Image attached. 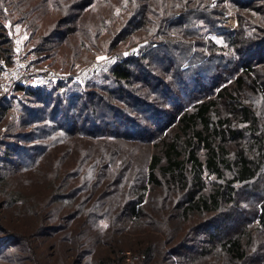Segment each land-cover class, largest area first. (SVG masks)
Segmentation results:
<instances>
[{"label": "rangeland", "instance_id": "rangeland-1", "mask_svg": "<svg viewBox=\"0 0 264 264\" xmlns=\"http://www.w3.org/2000/svg\"><path fill=\"white\" fill-rule=\"evenodd\" d=\"M142 13L145 28L109 47L113 25L129 27ZM0 38V58L35 52L42 66L82 77L9 100L0 89V264H264V0H0ZM128 58L134 79L115 83L111 67ZM74 93L99 96L89 102L90 118L113 104L136 120L117 121L116 130L123 135L137 125V131L99 144L54 129L68 126L62 113H51L53 106L60 102L63 110ZM131 95L155 102L161 119L128 105ZM206 102L222 135L215 145L228 159L240 153L256 159L260 169L251 182L233 184L218 211L187 217L181 210L189 193L212 194L233 177L229 169L224 178L209 172L206 146L190 140L204 123L186 129L182 121ZM92 124L89 119L86 130ZM171 143L181 160L195 151L202 186L193 184L191 162L178 185L168 184L159 169L162 184L147 185L143 216L132 218L140 177L151 156L167 162ZM94 208L96 222L87 214ZM228 238L241 241L245 258L221 249L220 240ZM150 245L151 260L141 253Z\"/></svg>", "mask_w": 264, "mask_h": 264}, {"label": "trees", "instance_id": "trees-1", "mask_svg": "<svg viewBox=\"0 0 264 264\" xmlns=\"http://www.w3.org/2000/svg\"><path fill=\"white\" fill-rule=\"evenodd\" d=\"M92 1H97V0H92ZM106 17H107L106 15H103V18H106ZM135 18L136 16H134L132 19L134 20ZM144 18L145 16L143 17V13H142L141 18H139L136 22L134 21L135 23L133 22L132 25L129 27H126V26L123 27L122 24L121 26L113 25L112 30L107 32V34L109 35V41L107 42L109 47L114 46L115 40L123 37L125 33L130 34L132 33L133 29L143 30L147 24L146 23L147 20H145ZM0 41H1V38H0ZM166 48L169 49L168 52L175 51L173 46H171L170 44L166 45ZM157 50L159 49H155L151 51L150 54L153 55V53L156 52ZM160 51H158L157 53H160ZM12 58H13V53L8 52L6 54H2L0 58V70L3 67L11 64ZM73 59H78V55L73 56ZM132 59L133 58H128L126 60L125 59L119 60L118 62L114 63V65L111 67V76H112L111 79L115 83L116 82L117 83H123V82L129 83L134 79V76L136 74L133 70L135 64ZM3 62L7 64L5 65L3 64ZM143 72L146 75L147 71L144 70ZM42 88H43L42 86L37 87V88L19 87L17 89V92L23 91L25 93H28L29 95L36 96L40 93H43L44 90H42ZM102 90L106 91V87H103ZM165 90L166 92L168 91L167 88ZM121 91L123 92V89H121ZM17 92L14 96L17 95ZM83 95L85 94L84 93L72 94L70 97L73 100L69 102V104L65 106L63 110H61L62 106L60 102L53 106L51 113L56 115V117L57 115H59V113H62L65 124L68 126V128L65 129L62 126L58 125V127H53L54 129L64 130L66 132H69L71 135L78 134V135L87 136L89 137L88 139H91V140L95 138V139H98L95 141H97V143L100 144L102 143L101 141L102 139L106 138V139L112 140L115 137H120L122 135L120 134L119 131L116 130L117 128H115L117 127V121L126 123L128 125L135 124L136 120L133 118H130L129 115L131 114H128L124 108L120 109L119 106H116L113 104H107V103H106V107H108L109 105V109L101 110L100 111L101 116L90 118L91 115L88 114V111L90 110L89 102L95 101L96 103V98L99 96H96L93 94L92 97L87 98V97H84ZM131 97L132 99L126 100L128 105L131 104V102L133 101L134 105L140 104V108L144 107V110L149 111V113L151 114V118L154 121L161 119L162 110H160L156 105H154L155 102L146 101L145 99H142L138 95H134V96L131 95ZM211 106H212V102H206L204 104L198 105V109L191 114H186L185 116H183L182 121L186 129H190V128L193 129L194 124H196L199 121L204 123L205 125L204 129L193 130L190 140L192 141V143L196 142L198 145L204 144L206 146L207 153H208L206 167L209 170V172L216 174L221 178H224L225 169H229L233 177L232 179H227L223 187L216 190V192L212 194L201 196V197H196L194 192L189 193V197L187 199V205L185 207L182 206V210H181L182 214L186 215L187 217L190 216L189 213L191 211H196V210L199 212L200 211L202 212L218 211L221 207L222 199L226 195L232 194L231 190H233V184H235L236 182H240V183L251 182L257 177L258 171L260 169L259 167L260 163L257 162L256 159H248L244 157L241 153L233 159H228L226 156L227 154L226 150L223 148V146L215 145V142L217 141L216 139L218 138V136H222V135L220 134L221 131L219 129L217 128L213 129V123H211V120L207 115ZM44 119H45L44 121H47L48 118L46 117ZM52 119H55V117L53 116ZM89 119H91L93 124L90 130H86L89 124ZM98 122H103L104 128H101L98 125ZM137 122H139L138 119H137ZM111 126H114V127L112 128ZM136 127H139V126L136 125ZM136 127L134 126L132 128L129 126L128 129L131 131H137ZM110 128H112V131L110 130ZM129 130L122 132L123 133L122 136H129L127 135V134H130ZM166 157H167V162L163 164L161 156L157 154L151 156L149 165L147 167L146 174L143 177H140L141 180L143 179L142 182H144V184H141L139 189L137 188V191L135 192V198L133 199L129 207L130 209L129 212L132 218L139 220L143 216L141 214V210L145 203V194L147 190V185L150 183L153 185L162 184L161 176L157 172L159 169H161V171L163 172V177L166 179L168 184L178 185L180 183H183L184 181L183 177H184L185 168H186L185 163L187 161L191 162L193 172L195 174L193 184L197 187L202 186L201 171L203 168V163L197 158V155L194 150H189L188 158L186 160H181L180 154L177 152L175 148V144L171 143V144H168L166 147ZM102 158L104 159L105 156L103 157L101 155L100 160H102ZM2 177L3 176H0V180L3 179ZM74 195H77V192H75ZM73 197L74 198H72V200L76 201L75 203L77 205L78 210L82 212L83 209H81V207L83 206V204L80 202H77L78 197H75V196ZM94 210L95 208L93 209L92 212L91 211L88 212L87 210L88 212L87 214H90V217L93 220L92 222L94 221L96 222V220L100 218L99 215L97 216V213L95 214L93 213ZM94 228H98L96 223H94ZM213 235L215 234L213 233ZM220 241H221L220 242L221 249L224 250L226 253H228L231 256V258H234V259L235 258L237 259L245 258V253H244L245 251H244L243 245L240 240L228 238L225 240L221 239ZM153 252H154L153 247L152 245H150L144 250H142L141 253L144 256H146L149 260H151V257L153 256ZM188 257L189 256L185 255V258H188Z\"/></svg>", "mask_w": 264, "mask_h": 264}, {"label": "built area", "instance_id": "built-area-1", "mask_svg": "<svg viewBox=\"0 0 264 264\" xmlns=\"http://www.w3.org/2000/svg\"><path fill=\"white\" fill-rule=\"evenodd\" d=\"M69 79L81 81L82 77L80 74L61 72L52 66H42L35 52H16L13 64L0 70L1 96L8 99L16 94L19 87L37 88L49 82Z\"/></svg>", "mask_w": 264, "mask_h": 264}]
</instances>
